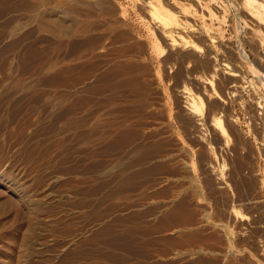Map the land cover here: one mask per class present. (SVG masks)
Masks as SVG:
<instances>
[{
	"label": "rangeland",
	"instance_id": "obj_1",
	"mask_svg": "<svg viewBox=\"0 0 264 264\" xmlns=\"http://www.w3.org/2000/svg\"><path fill=\"white\" fill-rule=\"evenodd\" d=\"M152 37L134 0H0V264H264L260 125L191 145Z\"/></svg>",
	"mask_w": 264,
	"mask_h": 264
},
{
	"label": "bare ground",
	"instance_id": "obj_2",
	"mask_svg": "<svg viewBox=\"0 0 264 264\" xmlns=\"http://www.w3.org/2000/svg\"><path fill=\"white\" fill-rule=\"evenodd\" d=\"M134 1L153 36L149 54L158 75L172 73L190 144L205 147L217 161L215 145L240 147L230 133L242 115L260 125L264 145V0Z\"/></svg>",
	"mask_w": 264,
	"mask_h": 264
}]
</instances>
